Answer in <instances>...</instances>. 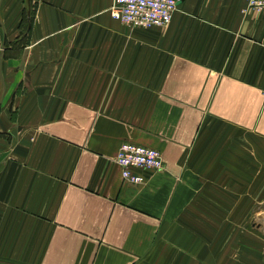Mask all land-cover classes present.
Listing matches in <instances>:
<instances>
[{
	"label": "crops",
	"instance_id": "crops-1",
	"mask_svg": "<svg viewBox=\"0 0 264 264\" xmlns=\"http://www.w3.org/2000/svg\"><path fill=\"white\" fill-rule=\"evenodd\" d=\"M111 5L0 0V264H264V10ZM124 143L165 170L125 183Z\"/></svg>",
	"mask_w": 264,
	"mask_h": 264
},
{
	"label": "built area",
	"instance_id": "built-area-1",
	"mask_svg": "<svg viewBox=\"0 0 264 264\" xmlns=\"http://www.w3.org/2000/svg\"><path fill=\"white\" fill-rule=\"evenodd\" d=\"M182 0H112L110 15L129 28H166ZM248 8L264 10V0H247ZM116 164L125 183L144 185L141 171L162 172L165 165L155 149L124 143L120 146Z\"/></svg>",
	"mask_w": 264,
	"mask_h": 264
},
{
	"label": "rangeland",
	"instance_id": "rangeland-1",
	"mask_svg": "<svg viewBox=\"0 0 264 264\" xmlns=\"http://www.w3.org/2000/svg\"><path fill=\"white\" fill-rule=\"evenodd\" d=\"M126 28V27H125ZM129 28V27H128ZM22 29L24 30V25L22 27ZM130 29H133V28H130ZM140 29V28H139ZM14 44H13V48H14ZM6 137V139L8 140L10 138V135H6V134H0V139L2 141V139H4ZM8 142H6L7 144ZM4 147H0V161L4 158L5 156V153H4Z\"/></svg>",
	"mask_w": 264,
	"mask_h": 264
}]
</instances>
